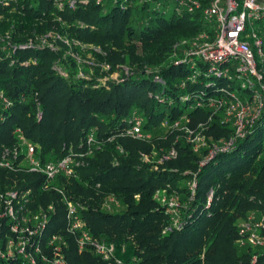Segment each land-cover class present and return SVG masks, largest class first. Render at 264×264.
<instances>
[{"label":"trees","instance_id":"1","mask_svg":"<svg viewBox=\"0 0 264 264\" xmlns=\"http://www.w3.org/2000/svg\"><path fill=\"white\" fill-rule=\"evenodd\" d=\"M209 1L177 13L175 0H89L75 8L53 0H0V93L9 101L7 106L0 98V149L16 145L15 130L21 128L28 142L40 146L43 160L81 153L78 177L59 183L82 206L85 229L113 242L116 255L133 264H264V247L238 242L240 221L264 211V114L232 150L210 160L204 158L208 149L195 152L182 130L157 133L165 120L185 117L197 129L210 116L209 143L234 133L210 102L237 87L207 75L204 67L198 75L174 56H182L179 41L211 32L213 23L204 15ZM135 114L152 139L126 134ZM173 147L175 158L159 163L144 158L154 148ZM35 178L39 175L0 169V188L34 184L38 202L56 203L45 235H64L67 263L107 264L92 249H78L66 230L62 195L36 187ZM158 189L179 195L180 228L164 232L171 215L155 197ZM109 195L124 209H104ZM0 264L22 262L0 259Z\"/></svg>","mask_w":264,"mask_h":264},{"label":"built area","instance_id":"2","mask_svg":"<svg viewBox=\"0 0 264 264\" xmlns=\"http://www.w3.org/2000/svg\"><path fill=\"white\" fill-rule=\"evenodd\" d=\"M5 1L8 4L13 0ZM53 1L61 8L64 6L75 8L79 2H89V0ZM107 1L115 3L118 0H97ZM202 5L203 0H175L177 13L184 10L193 12L202 8ZM204 15L213 23L211 32L203 30L194 37L179 41L176 47L180 49L182 56L180 57L178 53L174 56L177 62H188L198 75L201 73L200 68L204 67L207 75L227 78L230 85L237 87L225 90L220 97L213 98L210 102L214 113L220 114V122L234 128L230 138H221L211 146L205 158L210 160L219 152L232 150L235 142L252 132L256 122L264 114V0H210L204 9ZM199 61H202L204 66L198 65ZM0 98L7 106L9 105L8 99L2 93ZM38 117L41 118V112L38 113ZM180 119L173 123L165 120L163 123L174 127L173 129H179L176 127L179 126ZM213 119L214 117L210 116L207 123H211ZM207 123L201 122L197 129H193L184 122L180 129L185 131V136H189L193 143L192 139L199 140L200 136H206ZM15 134L18 143L13 147L0 149V169L35 173L39 175V178H35V181H38L36 187L54 190L62 195L66 230L75 236L80 251L90 248L107 264H133L116 255V246L113 242L100 240L85 229V221L80 214L82 206L69 198L59 183L60 179L78 177L77 166L81 163L78 157L83 155L69 153L59 159L43 160L40 146L28 142L21 128H17ZM126 134L140 140H147L151 136L149 132L143 130V118L137 114ZM94 138V134L91 133L88 143L92 144ZM193 149L198 152L199 145H193ZM177 154L176 147H173L163 154L161 162L175 158ZM144 158L149 161L151 157L145 154ZM190 185L194 194L196 180ZM212 194L213 191L210 193L208 205L211 204ZM155 197L167 207L171 215V226L164 232L172 227L180 228L182 203L179 195H169L166 189H158ZM37 199L34 184L0 188V259L7 262L19 260L22 264H68L64 254L66 244L64 235L61 233L45 235L52 216L57 212L56 203L43 204ZM120 202L115 195H109L105 198L103 207L110 211ZM261 216L258 222L254 221L253 217L241 220L238 240L240 244L264 245V211ZM257 231L263 232L262 236ZM49 250L51 257L48 254Z\"/></svg>","mask_w":264,"mask_h":264},{"label":"rangeland","instance_id":"3","mask_svg":"<svg viewBox=\"0 0 264 264\" xmlns=\"http://www.w3.org/2000/svg\"><path fill=\"white\" fill-rule=\"evenodd\" d=\"M257 24H256V28H257ZM250 29H251V27H250ZM1 40H2V38H1ZM75 56H77L78 58H79V55L77 54V53H75ZM90 62H91V60H90ZM232 66H234V64L232 65ZM126 71H128V68L126 67ZM118 76H119V73L118 72H114L112 75H111V77L112 78H114V79H116V78H118ZM105 80V79H104ZM216 82H218V81H216ZM227 85V84H226ZM227 86H229V83H228V85ZM184 122H185V119L184 118H181L180 119V124H179V126L178 127H176V128H179L178 130H181L180 128L182 127V124H184ZM143 125H144V120H143ZM169 128H174V127H171L170 125H168V124H164V123H162L161 125H160V127L158 128V130H157V133L158 134H160V135H162V136H164L165 135V133H167L168 131H169ZM150 137L147 139V140H150V139H152V137H153V134L152 133H150ZM183 137L186 139V141L188 142V143H190L191 144V146L193 147V145H199V150H198V153H201L202 154V151L203 150H205V149H208V153H209V150L211 149V146H213V144L215 143V142H218V141H214L213 143H209V141H208V138H207V136H200V139L199 140H194V139H192L193 140V143L191 142V139H190V137L189 136H185V131L183 132ZM178 140V139H177ZM165 152L166 151H162V149H161V151L160 150H158V149H156V148H154V150H153V155H152V159L151 160H153L154 162H156V163H159V162H161V160H162V157H163V154H165ZM208 153L205 155V157L204 158H206V156L208 155ZM165 161H167V160H165ZM168 194H169V192H168ZM169 195H171V194H169ZM124 209V206H123V203L122 202H120V204L118 205V206H114L110 211H121V210H123ZM261 213L262 212H258V211H252V212H250L249 214H248V216H247V218L248 217H253L254 218V221H256V222H258L261 218H262V216H261ZM241 222V221H240ZM257 233H261V236H262V234H263V232H260V231H257ZM240 244V243H239ZM241 246H247V247H251V248H258V247H264V245H252V244H250V243H248V244H246V245H242V244H240Z\"/></svg>","mask_w":264,"mask_h":264}]
</instances>
